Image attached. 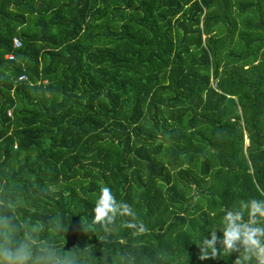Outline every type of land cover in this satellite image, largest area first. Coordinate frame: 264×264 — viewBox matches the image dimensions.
Returning a JSON list of instances; mask_svg holds the SVG:
<instances>
[{"label":"trees","instance_id":"16d2710c","mask_svg":"<svg viewBox=\"0 0 264 264\" xmlns=\"http://www.w3.org/2000/svg\"><path fill=\"white\" fill-rule=\"evenodd\" d=\"M105 184L145 233L94 222ZM253 197L264 0H0V215L19 236L39 227L60 264H233L192 241Z\"/></svg>","mask_w":264,"mask_h":264},{"label":"clouds","instance_id":"9594fccd","mask_svg":"<svg viewBox=\"0 0 264 264\" xmlns=\"http://www.w3.org/2000/svg\"><path fill=\"white\" fill-rule=\"evenodd\" d=\"M93 211L94 222L106 232L112 230L110 226L115 225L117 217L130 218L122 221L121 226L133 230L134 234L147 231L133 207L118 201L106 184L99 189ZM221 212V228H211L208 238L202 235L192 241L199 249L198 259L227 258L236 253L238 255L233 264H264V199H242L232 208H222ZM39 231V227L33 226L21 237L13 218L0 215V264H60L48 242L33 235ZM218 231L222 233V238H218ZM64 264L74 262L65 260Z\"/></svg>","mask_w":264,"mask_h":264},{"label":"built area","instance_id":"2783aa9c","mask_svg":"<svg viewBox=\"0 0 264 264\" xmlns=\"http://www.w3.org/2000/svg\"><path fill=\"white\" fill-rule=\"evenodd\" d=\"M13 45L15 46V47H17V46H19L20 45V41L17 39V38H13ZM5 57H7V58H11V54H7V55H5ZM23 77V76H22ZM21 77V78H22ZM24 78V77H23ZM7 114L9 115V112H7Z\"/></svg>","mask_w":264,"mask_h":264},{"label":"crops","instance_id":"0c3cea01","mask_svg":"<svg viewBox=\"0 0 264 264\" xmlns=\"http://www.w3.org/2000/svg\"><path fill=\"white\" fill-rule=\"evenodd\" d=\"M246 142V141H245Z\"/></svg>","mask_w":264,"mask_h":264}]
</instances>
